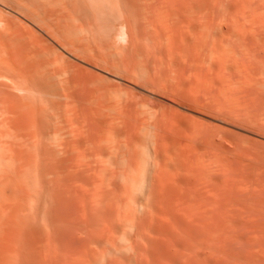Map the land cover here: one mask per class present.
Wrapping results in <instances>:
<instances>
[{
    "label": "bare ground",
    "instance_id": "bare-ground-1",
    "mask_svg": "<svg viewBox=\"0 0 264 264\" xmlns=\"http://www.w3.org/2000/svg\"><path fill=\"white\" fill-rule=\"evenodd\" d=\"M262 136L264 0H0V264H234Z\"/></svg>",
    "mask_w": 264,
    "mask_h": 264
},
{
    "label": "rangeland",
    "instance_id": "rangeland-1",
    "mask_svg": "<svg viewBox=\"0 0 264 264\" xmlns=\"http://www.w3.org/2000/svg\"><path fill=\"white\" fill-rule=\"evenodd\" d=\"M258 139H259L260 142L257 141ZM258 139H257V140L255 141V143H254V144H255V145H254V151H256V154H255V152H254V155H253V156H256V157H257V160L255 159L256 157H254V158H253V159H254L253 161H257V162H253V164H254V167H255L256 169H257V168L260 169V170L263 169L261 172L264 173V168H262V167H264V163L261 162V163H262V164H261V163L258 162V160L260 161V159H261V161L264 160V158H263V157H264V152L262 151V150H264V141H263V140H264V136L259 137ZM257 148H258L259 150H258ZM256 149H257L258 151H257ZM259 151H261V152H259ZM257 152H258V153H257ZM259 153H260V155H261V153H262V155H263V156L261 155L262 158H261V157H258V156H260V155H258ZM257 155H258V156H257ZM253 156H252V157H253ZM259 158H260V159H259ZM263 162H264V161H263ZM255 164H256V165H255ZM260 164H261V165H260ZM257 165L260 166V167H258ZM255 168H254V170H255V172H256L258 169L256 170ZM258 171H259V170H258ZM263 175H264V174H263ZM255 198H257V197H255ZM254 207H255V206H254ZM254 209H255V208H254ZM254 209H253V211H254ZM256 210H257V209H256ZM257 211H258V210H257ZM257 211H255L254 213H256ZM258 212H259V211H258ZM258 212H257V213H258ZM254 213H253V215H254ZM259 213H261V212H259ZM259 213H258V215H259ZM251 215H252V214H251ZM263 215H264V214H263ZM263 215H262V216L260 215L261 217L259 216V217L257 218V216H256V214H255L256 220L253 221V222H255V223L251 222V224H250V230H251V229H252V230L255 229L254 233L256 232V233H255V234H256V238H253V236H254L255 234L253 235V234H252L253 231L251 230V231H250L251 233L249 232V233H250V235H249V241H248V242H245V243L247 244V243H249V242L251 241L252 244L249 243L250 246H249V244H248V245H246V244H244V245H243V244L239 245L240 242H238V244H237V246H236V248H235V251H234V253H235V255H234V259L236 258V259L233 261V262H235L234 264H247V263H248V264H251L249 260H252V259H253L252 264H253V263L255 264V262H256V264H263V263H264V260L262 259V257L259 258V260L261 259V261H263L262 263L259 262V261L257 260L258 258H257L256 261L254 262V257H253L254 254H256V253H261V248H262L261 246H263V244L261 243V242H263V240H261V242H260L259 244H256V242H259V240L262 239L261 237H260V239H259V236H262L261 233H263V231H264V230L262 231L261 228H260V227H262V224H261V226H260V222H261V223H264V222L261 221L262 217H264ZM253 218H254V217L251 216V219H252V220H253ZM258 219H260V220H259V224H258ZM262 220L264 221V219H262ZM252 223H253L254 225H252ZM256 223H257V224H256ZM258 225H259V229H260V230H258ZM251 226H252V227H251ZM255 226H257V227H255ZM262 229H263V227H262ZM256 230H257V231H256ZM259 231H260V233H258ZM257 233H258L259 236L257 235ZM251 235H253V236H251ZM250 236H251V237H250ZM257 236H258V241L256 240V239H257ZM254 237H255V236H254ZM262 237H264V236H262ZM251 238H252V239H251ZM253 240H254L255 242H254ZM253 242H254V243H253ZM241 243H244V242H241ZM254 245H256V247H257V246H260V248H259V247L256 248ZM243 246H244V247H243ZM240 247H241V248H240ZM247 248H252V249H249V250H248ZM258 248H259L260 250H259ZM246 249H247V251H246ZM257 250H258V251H257ZM239 251H240V252H239ZM259 251H260V252H259ZM241 255H243V256H241ZM237 261H238V262H237ZM258 262H259V263H258Z\"/></svg>",
    "mask_w": 264,
    "mask_h": 264
}]
</instances>
